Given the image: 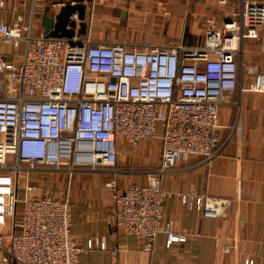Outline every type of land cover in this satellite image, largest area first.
<instances>
[{
	"label": "built area",
	"instance_id": "obj_1",
	"mask_svg": "<svg viewBox=\"0 0 264 264\" xmlns=\"http://www.w3.org/2000/svg\"><path fill=\"white\" fill-rule=\"evenodd\" d=\"M238 1L221 23L206 19L201 48L94 41L77 32L76 10L68 17L72 36L35 34L36 0L27 19L0 12V264H79L82 253L104 248L97 238L84 246L73 240L67 197L38 192L28 180L18 197V176L43 166L68 178L76 171L116 173L119 139L132 148L158 139L161 153L153 168L138 169L144 181L121 189L114 179L105 183L116 203V228L141 236L145 251L158 233L167 247L184 241L162 218L171 197L163 177L180 157L209 161L222 146L218 110L228 92L242 88V42L257 38L264 25V1ZM76 3L53 0L49 16L55 20L63 5ZM215 3L225 11L230 0ZM248 90L264 92L262 72ZM179 199L207 218L224 216L232 203L193 192Z\"/></svg>",
	"mask_w": 264,
	"mask_h": 264
},
{
	"label": "crops",
	"instance_id": "obj_2",
	"mask_svg": "<svg viewBox=\"0 0 264 264\" xmlns=\"http://www.w3.org/2000/svg\"><path fill=\"white\" fill-rule=\"evenodd\" d=\"M78 3L84 8L80 18L83 32L77 31L80 35L90 34L93 10L100 6L112 8L117 16L124 14L128 28L130 13L148 16L149 21L141 29L148 27L149 33L159 35L155 43L184 48L203 46L208 17L221 23L228 13L239 9L238 0H230L225 11L216 6L215 0ZM262 45L264 25L257 38L245 39L241 44L238 62H242V88L228 92L218 110L217 131L222 145L219 152L209 161L199 156L180 157L174 170L163 177V187L171 197L164 203L162 218L171 221L172 230L184 241L167 247L165 235L158 233L152 250L145 251L141 236L116 228V203L105 183L114 179L121 189L129 183H120L122 175L107 177L105 173L76 171L66 178L62 196L51 193L68 198L73 215L70 233L78 245L84 246L92 238L104 244L103 249L95 247L82 253L79 264H244L247 259L252 264H264V92L248 90L254 74H264ZM118 144L131 149L143 165L154 158L155 165L159 163L158 139L143 140L137 148L123 139ZM189 192L229 198L232 203L224 216L203 217L198 210L181 203L179 196Z\"/></svg>",
	"mask_w": 264,
	"mask_h": 264
},
{
	"label": "rangeland",
	"instance_id": "obj_3",
	"mask_svg": "<svg viewBox=\"0 0 264 264\" xmlns=\"http://www.w3.org/2000/svg\"><path fill=\"white\" fill-rule=\"evenodd\" d=\"M53 0H36L37 7L33 10L34 21V33L37 34L40 31V14L45 11V8L52 2ZM68 1V0H62ZM78 1V0H75ZM76 6V11L80 13L79 7L81 6L79 3L74 4ZM32 11V0H6L3 8L0 9L1 13H5L7 18L14 17L17 13H23L25 18H28V15ZM50 12V9L48 13ZM116 14L112 8H102L100 6H96L93 10L92 18V27L90 31L91 38L94 41H117L124 42L127 44H157L155 41L159 38V35H155L153 33H149L148 27L146 30H142L141 26L145 25V21H149L148 16L138 15L134 13H130L129 18V28L131 29H109V21L112 14ZM113 17V16H112ZM115 21L119 22L120 20L117 17H113ZM83 24H80L79 33L83 30ZM113 26V25H110ZM64 29L68 32L71 31L72 36L74 34L75 23L72 21H68L64 24ZM149 155V153H147ZM147 155V156H148ZM156 164L155 158L150 161L148 165H143L142 160H137L136 156L131 153V149L124 148L119 145L118 149V161L115 169H117L116 173L106 172L107 177H112L113 175H122L121 176V184L126 182H142L145 178V173L143 171H138V169L144 168H153ZM176 166V165H175ZM43 169H33L28 174H25L23 171L22 174L18 176L19 189L17 191V196L21 197L23 194V190L21 189L23 183L28 180L33 183L37 187L38 192L48 191L54 194H60L61 196L65 192V186L67 181V175L64 172L54 171L51 168L46 166L41 167ZM103 172V171H102ZM99 172V173H102ZM104 173V172H103ZM53 194V195H54ZM227 199V198H226ZM229 199V198H228ZM232 201V200H231ZM231 205V204H230ZM19 207V205H18ZM229 207V206H228Z\"/></svg>",
	"mask_w": 264,
	"mask_h": 264
},
{
	"label": "water",
	"instance_id": "obj_4",
	"mask_svg": "<svg viewBox=\"0 0 264 264\" xmlns=\"http://www.w3.org/2000/svg\"><path fill=\"white\" fill-rule=\"evenodd\" d=\"M76 9V6L65 4L60 8V12L56 15L55 20L49 16V6L45 8V11L41 15L42 33L49 37H70L71 31L64 29V24L67 22L71 12ZM83 6L79 7V18H83ZM83 32V30H82Z\"/></svg>",
	"mask_w": 264,
	"mask_h": 264
},
{
	"label": "flooded vegetation",
	"instance_id": "obj_5",
	"mask_svg": "<svg viewBox=\"0 0 264 264\" xmlns=\"http://www.w3.org/2000/svg\"><path fill=\"white\" fill-rule=\"evenodd\" d=\"M117 17L120 21L119 22H117V21H115V20H113L114 18L113 17ZM110 23V25H113V26H110L109 25V27H107V28H109V29H116V30H119V29H128V25H127V18L125 17V15L124 14H121L120 16H117L116 14H112L111 15V18H110V21H109ZM91 27H92V23H91ZM91 27H90V29H91Z\"/></svg>",
	"mask_w": 264,
	"mask_h": 264
}]
</instances>
